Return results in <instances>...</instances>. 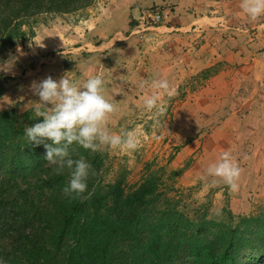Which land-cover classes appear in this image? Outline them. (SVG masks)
<instances>
[{
  "label": "rangeland",
  "instance_id": "374dc122",
  "mask_svg": "<svg viewBox=\"0 0 264 264\" xmlns=\"http://www.w3.org/2000/svg\"><path fill=\"white\" fill-rule=\"evenodd\" d=\"M192 1L95 0L78 12L46 15L36 25L35 37L0 53V87L5 88L0 110L31 111L39 99L31 85L49 75L58 80L67 73L83 83L101 74L105 95L118 107L110 117L109 131H135L139 142V148L130 152L103 147L108 156L107 182L136 184L151 163L153 168L163 166L167 173L178 174L175 184L184 191L183 205L193 217L199 208L215 220L227 218L225 209L236 218L262 214L264 131L252 135L250 125L241 120L245 110L239 103L251 88L244 86L257 81L252 73L245 70L242 76L237 68L239 61H251L253 54L264 52V26H259L264 17L259 24L245 20L240 17L244 13L229 7V0H196L200 9L192 8ZM218 2L224 8L216 11ZM150 6L163 8L162 26L171 30L137 29L139 10ZM223 11L231 16L226 29L192 27L195 20L194 25H199L201 17ZM166 35L172 39L165 41ZM240 54L245 57L237 61L234 57ZM158 78L167 79L176 95L169 99L161 90L166 111L154 116L143 101L156 91L151 83ZM141 82L145 87H140ZM260 98L256 110L264 128V91ZM225 151L242 169L236 191L222 182L201 179L207 166ZM217 210L222 213L219 217ZM1 245L2 240L0 249ZM250 256L245 252L240 261L246 263ZM0 264H8L6 258L1 257Z\"/></svg>",
  "mask_w": 264,
  "mask_h": 264
},
{
  "label": "trees",
  "instance_id": "16d2710c",
  "mask_svg": "<svg viewBox=\"0 0 264 264\" xmlns=\"http://www.w3.org/2000/svg\"><path fill=\"white\" fill-rule=\"evenodd\" d=\"M94 1L0 0V53L35 37L46 15ZM31 115L0 110V258L8 264H264V212L236 218L225 209L227 218L215 220L199 208L193 217L175 184L178 174L163 166L147 164L133 185L110 183L108 156L74 144L73 157L83 156L94 174L87 198L69 200L67 174H54L44 144L25 136L43 119ZM245 252L251 259L242 263Z\"/></svg>",
  "mask_w": 264,
  "mask_h": 264
},
{
  "label": "clouds",
  "instance_id": "9594fccd",
  "mask_svg": "<svg viewBox=\"0 0 264 264\" xmlns=\"http://www.w3.org/2000/svg\"><path fill=\"white\" fill-rule=\"evenodd\" d=\"M239 7L251 22L264 17V0H241ZM140 87H145V82H141ZM151 87L156 91L146 96L143 104L148 112L159 116L166 111L159 92L162 90L171 99L176 91L167 79H154ZM31 90L39 99L33 105L30 118L43 119L27 126L25 136L29 142L44 144V159L52 166L54 174H67L63 194L69 200L87 198L84 196L87 180L94 174L92 165L83 156L73 157L74 144L93 153L105 146L129 152L139 148L135 131H122L119 134L109 131L110 117L118 111V107L105 95L103 75L91 76L83 83L67 73L58 80L49 75L34 81ZM241 174L239 164L230 152L225 151L207 166L201 179H210L212 184L222 182L230 190L236 191ZM215 215L219 217L222 213L217 210Z\"/></svg>",
  "mask_w": 264,
  "mask_h": 264
},
{
  "label": "crops",
  "instance_id": "0c3cea01",
  "mask_svg": "<svg viewBox=\"0 0 264 264\" xmlns=\"http://www.w3.org/2000/svg\"><path fill=\"white\" fill-rule=\"evenodd\" d=\"M228 2L230 5L229 7L232 9H237L235 11H238V14H239V11H240V13H243L241 10H239L240 7L239 6L237 7V4H240L239 2H241V0H229ZM234 2H236L235 5H233ZM199 5H200L199 2H197L196 0L191 2L192 8L196 7L198 9H200ZM210 8L212 9V7H210ZM222 8H224L223 2L222 3L218 2V5L216 6V11H219ZM223 12H224V14L222 13L220 15L203 16V17H201L202 22L199 25L196 24V25H198V26H196V25H194V23L196 22V20H195L192 24V27H195L196 29L197 28H203V29L204 28H211V29H223L224 30L228 27L227 23H229V19L231 18V16L227 12H225V11H223ZM242 16L244 17L245 20H248L246 15H240V17H242ZM260 19L258 21H256V22H258V24L261 23ZM256 22H254V23H256ZM244 23H245V25H247L246 24L247 21H244ZM251 24L252 23H249V25H251ZM259 26L263 27L264 23H262L261 25L259 24ZM160 28H166V30L172 29V28H168L166 25L158 27L157 29H160ZM170 39H172L171 35H168V36L166 35L165 41H169ZM241 43L244 44V42H241ZM211 54L214 55L215 51H213ZM243 57H245V55L240 54L239 57H234V58H236V60L239 61V58H243ZM210 59H212V57ZM242 62L239 61V67L237 68L239 70V72L243 71V72H241V75L244 76L245 70H246L247 73H252L251 75H253L255 77V80L257 81V83L253 84V86H251L250 84H246L244 86V87H246V89H249L248 85L251 88H250L249 93H247L248 95L246 97H243L239 102V103H241L242 109L245 110V113L243 115H241V120L243 118L244 123L247 125H250L248 127L249 128L251 127V133L254 136L255 134H253V133L257 134L261 131H264L262 124L258 123L261 120V117H260V114L257 113L258 110H256V108L258 109L260 107V105H259V103H261L260 97H261L262 92L264 91V64L262 66V63H264V52H261L260 54L255 53V54H253L251 61H242ZM260 62H261V65L258 66V68H256L255 65L258 63L260 64ZM242 64L243 65L247 64L248 66L244 67ZM26 74H27V72H26ZM252 92H253V94H252ZM263 105H264V103H263ZM263 105H262V107H263Z\"/></svg>",
  "mask_w": 264,
  "mask_h": 264
},
{
  "label": "built area",
  "instance_id": "2783aa9c",
  "mask_svg": "<svg viewBox=\"0 0 264 264\" xmlns=\"http://www.w3.org/2000/svg\"><path fill=\"white\" fill-rule=\"evenodd\" d=\"M136 21L137 29L141 31L158 28L165 23V12L159 6L144 7L139 10Z\"/></svg>",
  "mask_w": 264,
  "mask_h": 264
}]
</instances>
